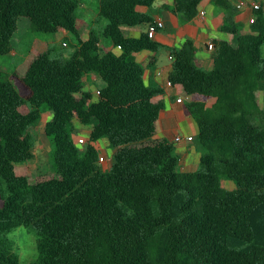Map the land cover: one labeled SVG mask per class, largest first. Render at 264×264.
Instances as JSON below:
<instances>
[{
    "label": "trees",
    "instance_id": "16d2710c",
    "mask_svg": "<svg viewBox=\"0 0 264 264\" xmlns=\"http://www.w3.org/2000/svg\"><path fill=\"white\" fill-rule=\"evenodd\" d=\"M156 1L101 0L102 34L77 36L68 58L35 47L7 78L0 69V264H17L3 238L17 223L41 230L34 264H264V9L249 31L226 19L204 67L192 39L169 48L147 32L125 33L154 24L139 7ZM203 1L172 0L168 8L191 21ZM214 1L232 14L228 1ZM79 7L80 0H0V56L29 34L78 35ZM160 49L173 56L169 80L198 126L203 156L194 172L180 169L175 141L158 137L164 91L134 58ZM89 73L103 81L96 100ZM45 112L54 171L31 180L30 129ZM75 120L91 126L83 152ZM100 140L112 150L107 169ZM223 176L236 187H224Z\"/></svg>",
    "mask_w": 264,
    "mask_h": 264
},
{
    "label": "crops",
    "instance_id": "0c3cea01",
    "mask_svg": "<svg viewBox=\"0 0 264 264\" xmlns=\"http://www.w3.org/2000/svg\"><path fill=\"white\" fill-rule=\"evenodd\" d=\"M226 1L233 7L234 12L232 11V14L224 10L211 13L208 10L215 1L204 0L200 5V13L191 21L182 15L174 14L168 8V6L172 5V0H157L153 6H142L139 7V10L151 15L154 18V23L157 21L164 22V27L158 29L153 40L169 48H181L187 39H192L199 49L201 64L207 67L211 64L213 50H210L209 44L222 29L225 20L233 17L240 24L242 30L249 31L251 29V19L257 17L254 3L261 4L264 9V0ZM242 3L243 6L239 7ZM82 5L85 7L84 4ZM202 12H205V14L202 15ZM147 30L148 26L143 28L139 26L124 28L125 33L133 37H139L143 32L146 33ZM113 51L116 54L121 53L118 48L113 49ZM170 55L171 53L167 49H160L158 52L145 50L135 54L134 58L147 68L145 72L146 81L162 88L164 91L163 95L157 98L164 105L161 111L158 137L175 141L177 154L180 158V169L184 172H194L200 167L203 150L196 144V138L198 137L196 121L185 111L184 101L178 102V99L181 98L178 91L167 83L173 67ZM158 72H161V75H158ZM84 81L87 83L88 78ZM177 137H181V140L177 141ZM189 137H193V139L188 140ZM178 143H180L179 150ZM225 182L227 186L234 187L232 181Z\"/></svg>",
    "mask_w": 264,
    "mask_h": 264
},
{
    "label": "rangeland",
    "instance_id": "374dc122",
    "mask_svg": "<svg viewBox=\"0 0 264 264\" xmlns=\"http://www.w3.org/2000/svg\"><path fill=\"white\" fill-rule=\"evenodd\" d=\"M100 1L101 0H80V7L77 11L78 35L67 30H61L53 35L35 33L29 34L28 37L21 40L19 46L13 45V50L9 55L0 56V69L4 72V77L7 78L13 69L27 58L29 54L28 52L32 48H51L55 50L54 56L62 55L65 58H68L74 50V46L78 43L77 36L86 40L91 36V34L101 35L106 20L99 15ZM82 4H84L85 7H83ZM219 10L228 11L227 8H224V6L217 5L215 3L210 5L208 11L213 13L214 11L218 12ZM139 27L143 28L144 26L142 25ZM64 42H68L69 45L65 46ZM103 42L106 49L111 46L109 41L104 40ZM262 53L264 56V46L262 48ZM87 78L88 82L86 84L91 88L94 93V100H96L97 91L103 86V81L94 73H89ZM77 95L80 96V94ZM51 117V112H45L42 118L30 129L36 139L35 157L25 166V170L31 180L36 179L41 174L53 173L54 171L52 146L45 132V125ZM75 126L76 129L74 132V139L80 150L83 152L89 141L91 126L83 125L78 120H75ZM179 144L180 143L177 144L178 150L180 149ZM196 144L203 149L198 138H196ZM96 145L100 151V166L103 169H107L111 164V160H109V158H111L110 155H112L111 147L106 140H100ZM225 181L230 180L223 176L222 184L224 187L228 189H234L236 187L233 182L234 187L227 186Z\"/></svg>",
    "mask_w": 264,
    "mask_h": 264
},
{
    "label": "clouds",
    "instance_id": "9594fccd",
    "mask_svg": "<svg viewBox=\"0 0 264 264\" xmlns=\"http://www.w3.org/2000/svg\"><path fill=\"white\" fill-rule=\"evenodd\" d=\"M3 238L17 259V264H34L39 256L38 244L41 230L34 224L17 223L10 227Z\"/></svg>",
    "mask_w": 264,
    "mask_h": 264
},
{
    "label": "built area",
    "instance_id": "2783aa9c",
    "mask_svg": "<svg viewBox=\"0 0 264 264\" xmlns=\"http://www.w3.org/2000/svg\"><path fill=\"white\" fill-rule=\"evenodd\" d=\"M242 6H243V3L239 5V7H242ZM259 7H260V4H258V3H254V9H259ZM204 14H205V12H202V15H204ZM254 19H255V18H252V19H251V22H254ZM162 27H164V22H162V21H157V22H155L154 24H151V25L148 26L147 33L149 34V36H150L151 38H153V37L156 35L158 29H159V28H162ZM64 45L66 46L67 43H64ZM213 47H214V44L211 42V43L209 44V48H210V49H213ZM170 60L173 61V56H172V55H170ZM158 75H161V72H158ZM167 83H168L169 86H172V82H171L170 80H168ZM178 102H183L182 98H179V99H178ZM192 139H193V137H189V138H188V140H192ZM176 140H177V141L181 140V137H177ZM109 160H111V158H109Z\"/></svg>",
    "mask_w": 264,
    "mask_h": 264
}]
</instances>
